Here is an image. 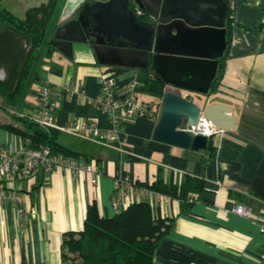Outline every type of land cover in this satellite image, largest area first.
<instances>
[{"label":"crops","instance_id":"0c3cea01","mask_svg":"<svg viewBox=\"0 0 264 264\" xmlns=\"http://www.w3.org/2000/svg\"><path fill=\"white\" fill-rule=\"evenodd\" d=\"M228 4L231 41L218 91L208 97L180 92L200 105L216 95L225 98L232 103L227 110L237 119L234 128L210 138L208 148L200 151L154 141L162 97L152 95L155 100L148 101L142 98L147 94L140 93L141 100L155 107L156 115L127 120L119 141L102 145L53 131L60 145L78 153L76 159L92 164L99 175L82 173L75 178L60 169L17 181L25 212L19 214L11 197L0 206V264H62L64 234L83 229L90 205L95 203L103 217L116 214L111 198L122 175H130L140 185H180L188 177L203 182V190L192 194L189 202L172 198L166 207L154 206L157 216L173 220L171 232L155 251L154 264H264V0H228ZM139 70L76 63L56 49H43L36 80L9 123L0 125V144L14 135L5 126L21 128L15 117L35 113L44 83L53 90L58 125L80 119L109 130L107 114L95 103L100 79L113 77L117 92L126 94ZM69 80L70 87L81 83L83 93H66ZM136 201L147 199L138 195ZM238 205L249 209L251 218L235 213Z\"/></svg>","mask_w":264,"mask_h":264},{"label":"water","instance_id":"95a60500","mask_svg":"<svg viewBox=\"0 0 264 264\" xmlns=\"http://www.w3.org/2000/svg\"><path fill=\"white\" fill-rule=\"evenodd\" d=\"M67 2L73 5L55 28L51 46L76 63L151 68L167 84L154 141L200 151L208 148L209 138L193 136L185 128L196 126L201 116L221 128H234L237 119L228 111L231 102L216 95L200 105L180 92L207 97L210 93L228 47L225 0ZM134 2L142 5L153 23L134 13Z\"/></svg>","mask_w":264,"mask_h":264},{"label":"trees","instance_id":"16d2710c","mask_svg":"<svg viewBox=\"0 0 264 264\" xmlns=\"http://www.w3.org/2000/svg\"><path fill=\"white\" fill-rule=\"evenodd\" d=\"M228 3V0H225ZM59 0H49L29 9L23 18L0 8V107L15 111L36 80L43 49L53 51L49 30ZM231 9L227 20V40L231 41ZM148 20V15L140 18ZM228 49L220 60L217 76L208 96L215 94L224 75ZM138 92L162 97L167 84L152 70L140 69ZM21 128L5 126L13 133L29 138L31 147L48 146L56 154L78 158L80 155L60 145L57 139L28 118L15 117ZM189 202L192 194L203 190L201 180L188 177L180 185L141 184ZM173 220L156 215L149 201L136 202L113 217L99 214L97 205L89 206L81 231L67 232L63 238L62 264H154L155 251L172 230Z\"/></svg>","mask_w":264,"mask_h":264},{"label":"built area","instance_id":"2783aa9c","mask_svg":"<svg viewBox=\"0 0 264 264\" xmlns=\"http://www.w3.org/2000/svg\"><path fill=\"white\" fill-rule=\"evenodd\" d=\"M132 5L134 13L139 18L146 15L140 3L134 2ZM149 18L151 17L148 15ZM100 80L101 92L95 99V103L107 114L111 122L109 130H102L94 121L80 119L66 125H58L53 114L56 107L54 93L48 83H44L40 89L35 113L27 118L48 133L53 131L69 133L108 145L120 140L125 122L133 116L153 118L156 115L155 107L140 99V93L137 90L140 85L137 80L133 81L126 94L117 92L113 77L104 75ZM71 82L72 80H69L64 87L66 93L70 95L83 93L81 83L75 82L74 86L70 87ZM12 114L14 115L13 111L0 107V125L8 124ZM21 117L24 116L21 115ZM185 130L193 136L202 135L209 139L224 135L226 132V129L213 124L204 116L199 118L196 126L186 127ZM60 169L69 170L75 178H79L82 173L99 175L92 164H85L76 158L56 154L48 146L33 148L29 138L14 134L9 142L0 144V206L7 197H11L18 205L19 214L23 215L25 210L21 207L22 197L15 188V183L32 178L38 173L53 174ZM138 195L144 196L153 207L157 205L166 207L171 202L168 195L141 186L130 175H122L115 181V190L111 198L114 212L120 213L136 203ZM234 212L245 218H251L250 210L244 206H235Z\"/></svg>","mask_w":264,"mask_h":264},{"label":"rangeland","instance_id":"374dc122","mask_svg":"<svg viewBox=\"0 0 264 264\" xmlns=\"http://www.w3.org/2000/svg\"><path fill=\"white\" fill-rule=\"evenodd\" d=\"M47 0H0V8L10 10L13 12L17 17L23 18L26 14V12L33 8L40 6L44 4ZM68 0H59V3L57 5L56 11L54 13L53 17V26H51L48 34H49V41H51V38L54 35V24L60 19L62 13L68 12V10L72 7V3L67 2ZM67 3L69 6H67ZM67 8V9H66ZM65 10V11H64ZM1 78H4V73H0ZM143 99H146L148 101L155 100L152 95H142Z\"/></svg>","mask_w":264,"mask_h":264},{"label":"flooded vegetation","instance_id":"af4514ba","mask_svg":"<svg viewBox=\"0 0 264 264\" xmlns=\"http://www.w3.org/2000/svg\"><path fill=\"white\" fill-rule=\"evenodd\" d=\"M132 7V9H133V5L131 6ZM146 22H150V23H153L154 22V20H152V19H148V20H145Z\"/></svg>","mask_w":264,"mask_h":264}]
</instances>
